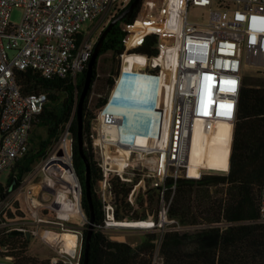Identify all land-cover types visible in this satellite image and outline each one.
<instances>
[{
    "label": "built area",
    "instance_id": "2783aa9c",
    "mask_svg": "<svg viewBox=\"0 0 264 264\" xmlns=\"http://www.w3.org/2000/svg\"><path fill=\"white\" fill-rule=\"evenodd\" d=\"M131 1L0 0V174L10 170L27 153L33 123L47 102L45 93L23 94L16 82L15 70L33 69L47 79L67 75L75 78L92 56L96 29L103 23L108 25ZM14 8L24 11L19 25L11 22ZM196 8L203 14L199 19L191 20L189 13ZM89 21L97 23L90 32H85L84 24ZM137 31L140 37L134 44L142 40V30ZM155 32L160 37H171V46L165 47L159 57H141L148 59V71L157 68L166 72L171 82L167 101L162 102L164 115L160 114V132L138 150L139 159L134 162L146 169L145 174L135 171L142 189L145 190L147 182L151 181L161 190L160 225L167 221L174 224V228L162 230L160 244L165 231L185 230L176 220L168 218L167 181L229 173L238 103L246 77L243 71L249 68L264 73V0H164L160 25ZM130 38H134V33L128 41ZM10 51L15 53L13 58ZM156 78L161 83L159 96L164 89V80L160 76ZM107 106L97 122L100 140L109 147L111 143L106 142L105 128L117 125L118 120ZM220 124L227 130L229 127L227 133H222L224 149H227L226 168L206 169L202 165H193V153L200 154L193 148L197 133L200 143L204 144L218 135ZM69 134L67 128L62 137L71 150L73 141L68 139ZM192 169L198 175H193ZM0 184L3 186V190L0 189V238L4 231L13 234L18 229L27 233L23 228L3 222L13 198L6 184ZM174 188L175 184L171 186ZM110 197L109 203L103 199L107 214L101 227L104 232L155 226L149 216L143 221L116 220V207L111 211V219L107 207L114 201L111 194ZM31 203L35 206L34 201ZM144 222H150L149 226H120ZM259 222L264 223V184ZM77 240L73 254L61 248L51 259V264H80L83 235L80 248L78 235ZM7 252L8 246L0 244V254ZM8 259L12 260L11 257ZM157 259L156 255L154 264Z\"/></svg>",
    "mask_w": 264,
    "mask_h": 264
},
{
    "label": "trees",
    "instance_id": "16d2710c",
    "mask_svg": "<svg viewBox=\"0 0 264 264\" xmlns=\"http://www.w3.org/2000/svg\"><path fill=\"white\" fill-rule=\"evenodd\" d=\"M163 2L142 0L129 19L118 22L108 33L84 103V141L87 144L84 150L90 160L95 224L88 264H154L156 255L162 264H264V223L259 222V203L264 184V82L249 85L244 80L238 103L229 173L167 181L169 188L165 200L169 204L168 218L176 220L185 228L184 231H165L160 244L158 234L151 233L144 242L133 246L110 240L101 228L107 217L106 204L97 193L96 185L104 181V171L89 150L92 142L91 124L102 117L109 103L107 95L93 103L90 101L94 85L99 80L100 58L112 53L113 60L118 64L115 72L106 79L108 92H111L115 90V78L120 75L119 61L124 55L149 58L161 56L163 49L172 44L171 37H160L155 32L160 25ZM144 6H148L145 13ZM138 29L142 30V40L127 47L128 38ZM88 63L75 78L67 75L47 79L33 69L15 70L14 76L22 93H45L47 102L33 123L27 153L15 162L6 182V188L11 191L20 186L24 177L39 161L48 157V151L69 128V133L74 135L73 167L82 184L81 207L88 218L87 229L83 231L80 264H83L85 237L91 219V209L84 189L86 166L79 155L77 136L78 97L84 87ZM148 73L164 80L159 100L166 102L170 75L157 68ZM160 120L161 115L156 111L153 123L159 130ZM109 184L116 206V220L143 221L148 216L145 213L148 205L155 206V211L158 207L155 215L159 217L161 190L155 187L154 182H147L146 189L135 203L129 199L132 186H128L122 178L109 177ZM173 184L175 188L171 189ZM0 189L3 190L1 184ZM44 213L48 211L44 210ZM25 217L23 208L11 205L4 214L3 222L9 223L10 220ZM29 242L21 234L13 235L12 232L4 231L0 244L8 246V252L0 254V257H11L16 264H48V261L40 262L27 253Z\"/></svg>",
    "mask_w": 264,
    "mask_h": 264
},
{
    "label": "rangeland",
    "instance_id": "374dc122",
    "mask_svg": "<svg viewBox=\"0 0 264 264\" xmlns=\"http://www.w3.org/2000/svg\"><path fill=\"white\" fill-rule=\"evenodd\" d=\"M147 10H148V6H144V13ZM23 13L24 11L22 8H14L11 14V22L13 24L19 25L22 21ZM202 14L203 11L199 8H196L190 11L189 18L191 20H197L200 18ZM96 23L97 21L87 22L86 24H84L83 30L85 32L87 31L90 32L94 28ZM106 26L107 23H103L102 25L99 26V28L96 29V32L94 33L93 36L95 42H97L101 32ZM139 37H140V32L135 31L134 38H130L129 41H127V47H130L132 44H134V41L137 40V38ZM9 54L11 58H13L15 55V53L12 51H10ZM130 56L141 57V55L140 56L130 55ZM143 58H145L146 61L145 67L144 69H137L136 73H142L154 78V76L147 73L149 68L148 59L146 57ZM122 62H123V57L120 58L119 61L120 76L115 78L116 80L115 90L108 92L106 79L115 72L118 64L116 61L113 60L112 53L105 54L100 58L99 80L95 83L90 97V101L92 103L95 102V100L98 99L99 97H105L106 95L109 97V102H110L111 98H113L114 96V93H116L117 90H120V88L117 87L119 84L123 83L124 81L126 82L128 81V83H130V80L128 79L129 74L127 72L130 65L129 63L126 62L122 64ZM243 73L246 76L245 79L246 81L249 82V85H252L253 83L256 82L257 83L264 82V73H261L260 71H255L253 69L247 68L244 69ZM153 84H155V82H153ZM120 93H122L124 96H128V94H125L122 91H120ZM129 108L131 110L130 115H127V113H125L124 111L109 110L111 113L114 114V116L118 120V123L116 125L118 127L117 129L118 133L115 135V140L111 143L109 147H106V143L103 144V142L100 140L98 133V131L100 130V124L98 122H93L91 124L90 138L92 142L91 145L89 146V150L92 153L94 160L97 161L104 170V181L96 185V190L97 193L100 196H102V198L108 203L111 201V197L109 194L110 193L109 177L118 176L122 178V180L128 186H132L133 191L129 196V199L132 203L138 201V196L142 194L144 191L142 189V184L140 179H138L137 176L135 175V171L145 174L146 169L143 168L141 165H138L134 161H138L139 152H140L138 150H142L144 148L146 144L145 141L147 139L144 134L140 133L138 134L137 140H133V137L129 132L130 126L133 129L136 127L138 128V124L136 123L138 119L134 117L135 108L134 107L132 108L131 106L130 107L127 106V110ZM156 110L159 114L164 115V113H162L163 103L159 100V96H158V104L156 106ZM139 122L140 124H142V120H140ZM117 130L115 131V129H113L112 131L117 132ZM62 143L67 144V141L65 140V138L61 136L59 141L56 142L53 145V147L48 151V157L46 159H42L41 161H39L32 168V170L24 177V180L21 183V185L15 188L14 190H12V198H13L12 205H14V207L18 205L20 208H23L25 210L26 217L23 219L17 218L10 220L9 223L12 224L11 227L13 226L14 228H23L26 230L27 233L30 234V235H28L27 233L22 234L23 236H25L26 239L30 240L27 253L32 254L40 262L48 261V264H51V259L57 256V252L62 248V243L57 242L54 245H50L43 238V234L50 231L58 232V233L71 231L80 237L79 240V248H80L83 231L87 229V224H88V218L81 207V195H79V191L77 189L79 186L78 184L76 186H72L68 184L70 178L75 176V171L73 167V157H72L73 150L72 149L70 150L69 145L68 148L65 146L61 147ZM59 151H63L62 156L58 155ZM224 155L225 156L222 157V155L215 154L209 150L205 152H201L197 165L199 166L202 165V167H206V169H223L226 163L225 162L226 154ZM49 160L54 161V163L51 166L46 167V164ZM125 161H130V162L129 163L127 162L125 164ZM67 162H69L70 168L66 166ZM62 169H64L65 171H69L71 169L70 170L71 174L69 175L68 178H66L65 175L62 173ZM9 173L10 170H6L0 174L1 183L6 184L9 177ZM191 173L193 175H198L197 171L193 169ZM53 180L55 181L54 183ZM61 181L64 182L65 184L64 183L61 184ZM45 183L48 186L51 185V188L46 187ZM62 185H64V187ZM65 188H67V192ZM70 192L75 196V198L78 199L80 198V212L71 216H69V214L64 211H65V207L67 206H71V207L73 206L75 209L74 204L73 203H71V205L69 203L63 204L64 202L71 201V199L67 200L68 198L67 193ZM54 200L56 201V203L59 204V207L61 203L63 204L61 206V209H58V212H57V207L54 205ZM31 201L35 202V206L31 203ZM114 207H116L114 203L108 204L107 207L108 210L110 209L109 211H110L111 219H112L111 211L113 210ZM161 207H162V203H160L159 211ZM74 209L69 212H73ZM155 209H156L155 206L151 207L148 205V208H146L145 210V213H147L149 216V218L148 216L147 218L155 222V226L153 228H149V229L144 228L138 230L123 229V230H119V232L111 231V232H107V237L110 240L126 242L133 246L144 242L147 235L151 233H157L159 239L162 230L174 228L172 227V225L174 224L171 221H167L168 223L163 224V226H161L159 217H156L155 215V212L158 210V207L156 211ZM44 210H47L48 213L45 214ZM58 213H59V217H58ZM0 264H16V263L6 257H0ZM157 264H162V261L159 258L157 259Z\"/></svg>",
    "mask_w": 264,
    "mask_h": 264
},
{
    "label": "bare ground",
    "instance_id": "6f19581e",
    "mask_svg": "<svg viewBox=\"0 0 264 264\" xmlns=\"http://www.w3.org/2000/svg\"><path fill=\"white\" fill-rule=\"evenodd\" d=\"M125 62L129 63L131 66V69L128 71L129 77L128 79L130 80V83H128V81H124L123 83L119 84L117 87L120 88V90H117L116 93H114L113 98H111L110 102L108 103L107 106V110H114V111H124L125 113H127V115H130V108L127 110V106L128 107H134L135 111H134V117H136L137 120V124H138V128L136 131L130 126V133L131 136L133 137V140H137L138 134L142 133L146 136V141L145 143L148 141V139L150 137L153 136H157L160 132L159 129L154 127V116L156 113V106L158 104V93L160 91V80H158L157 78H153L150 77L148 75L142 74V73H136L137 69H144L146 61L145 58L143 57H135V56H124L123 57V62L122 64H124ZM153 82H155V84H153ZM117 88V89H118ZM120 91L124 92L125 94H128V96H124L122 93H120ZM133 113V112H132ZM129 117V116H128ZM140 120H142V124H140ZM113 129H115V131L118 129V127L116 125L111 126L109 128H105L106 131V137H107V143H112L115 140V135L118 133L112 131ZM218 135H216L214 138H211L210 140L207 139L205 141V143H200L199 141V134L197 133V137H196V141L194 142V151L199 152L201 154V152H205L207 150L215 153V154H220L222 155V157H224L227 152V149H224V141L222 139V133H227V127L225 125H219L218 126ZM227 130V131H226ZM226 131V132H225ZM120 139V138H119ZM116 144V143H115ZM67 147L68 148V144L66 143H62L61 147ZM198 155H192L191 157V161L192 164L195 166H199L197 165L199 156ZM113 158V157H111ZM128 161H125V164ZM124 164V165H125ZM67 166L70 168V164L69 162H67ZM226 168V163L223 167V169ZM71 170V169H70ZM65 171L64 169H62V173L65 175L66 178L69 177V175L71 174V171ZM50 178V177H49ZM50 181V180H49ZM55 181L53 180V183ZM64 183L61 181V184ZM50 184V183H49ZM65 184V183H64ZM72 186H76L78 184V191H79V195H80V185L78 183V180L76 178V176H73L70 178L69 183ZM46 187L51 188V185H47L45 183ZM64 187V185H62ZM66 192H67V188H65ZM68 194V198L67 200L71 199L70 202H64L65 203H69L71 205V203L74 204V207L72 206H67L65 207V211L66 213L69 214V216L71 215H75L78 212H80V198H75V196L70 192L67 193ZM73 200V201H72ZM61 203L60 207L59 204L56 203V201L54 200V205L57 207V212L58 209H61V206L63 205ZM74 209L73 212H69L72 211ZM58 217H59V213H58ZM67 220V219H66ZM150 222H144V223H140V224H132V225H120V226H149ZM43 238L46 240L47 243L54 245L57 242L62 243V248L70 253L73 254L75 248L77 247V235L71 231H65L64 233H58V232H46L43 234Z\"/></svg>",
    "mask_w": 264,
    "mask_h": 264
},
{
    "label": "water",
    "instance_id": "95a60500",
    "mask_svg": "<svg viewBox=\"0 0 264 264\" xmlns=\"http://www.w3.org/2000/svg\"><path fill=\"white\" fill-rule=\"evenodd\" d=\"M142 2V0H133L132 3H130L122 12L118 13L112 20L111 22L103 29V31L101 32L91 59L87 65V71H86V77H85V82H84V87L83 90L80 94V97H78V109H77V123H78V129H77V136H78V147H79V155L81 156V158L84 161V164L86 166V179H85V193H86V197L91 209V219L89 220V227H88V232L87 235L85 237V249H84V257H83V264H88L89 263V251H90V242L92 239V235L94 233V228H95V224H94V208H93V201H92V178H91V169H90V160L88 159V157L85 154V141H84V123H83V108H84V103L85 100L88 96L89 90L91 88L92 85V80H93V76H94V71L96 68V64H97V60L98 57L100 55V52L102 50L104 41L108 35V33L112 30V28L120 21L124 20V19H129L131 17V15L133 14V12L135 11V9L137 8V6ZM74 135L72 133L69 134L68 139L73 141ZM58 155L62 156L63 155V151H59ZM54 163V161L49 160L46 164V167L51 166ZM67 166V165H66ZM68 167V166H67ZM78 183L80 185V195L82 194V184L79 181V178L77 177V175L75 174ZM24 232L21 230H14L13 235H17V234H23ZM28 235H30L29 233H27Z\"/></svg>",
    "mask_w": 264,
    "mask_h": 264
},
{
    "label": "crops",
    "instance_id": "0c3cea01",
    "mask_svg": "<svg viewBox=\"0 0 264 264\" xmlns=\"http://www.w3.org/2000/svg\"><path fill=\"white\" fill-rule=\"evenodd\" d=\"M126 63H127V62H126ZM129 65H130V64H129ZM130 69H131V66H129L128 71H129ZM128 71H127V72H128ZM123 75H124V74H123ZM134 129H135V131H136V130L139 129V128L136 127V128H134Z\"/></svg>",
    "mask_w": 264,
    "mask_h": 264
},
{
    "label": "flooded vegetation",
    "instance_id": "af4514ba",
    "mask_svg": "<svg viewBox=\"0 0 264 264\" xmlns=\"http://www.w3.org/2000/svg\"><path fill=\"white\" fill-rule=\"evenodd\" d=\"M86 179V178H85ZM84 185H85V180H84Z\"/></svg>",
    "mask_w": 264,
    "mask_h": 264
}]
</instances>
